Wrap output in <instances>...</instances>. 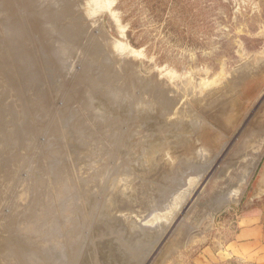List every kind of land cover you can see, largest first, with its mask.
Returning <instances> with one entry per match:
<instances>
[{
  "label": "rangeland",
  "instance_id": "374dc122",
  "mask_svg": "<svg viewBox=\"0 0 264 264\" xmlns=\"http://www.w3.org/2000/svg\"><path fill=\"white\" fill-rule=\"evenodd\" d=\"M82 1L66 0L83 56L65 70L26 2L0 0V38L20 27L29 59L0 72L16 87L0 84L3 129H19L0 147V264H49L57 246L56 264H175L214 222L226 242L236 210L264 202L247 201L264 160V0Z\"/></svg>",
  "mask_w": 264,
  "mask_h": 264
},
{
  "label": "bare ground",
  "instance_id": "6f19581e",
  "mask_svg": "<svg viewBox=\"0 0 264 264\" xmlns=\"http://www.w3.org/2000/svg\"><path fill=\"white\" fill-rule=\"evenodd\" d=\"M67 1H71V0H67ZM84 1V0H83ZM82 1V2H83ZM95 1V0H94ZM26 2V12H27V17H31V19L33 18V19H36V21H38V19H39V23L44 27H42L43 29H44V32L45 33H48V34H46L48 37H47V39H48V41H49V44H51V47H52V50H53V54L55 55V57L58 59V62L61 64V67L63 66L64 68H65V70L66 69H68V70H73V67H76L75 66V64H76V62L78 61V58H79V56L82 58V56H83V54H78L77 52H79V51H77L76 49L74 50V43L75 42H73V40L71 39V37H70V32H71V30H72V27L74 26V25H76V23L73 25V23L71 22V24L73 25V26H69L68 25V23H66V22H68L69 21V19H71L72 20V14H73V12L72 11H70V7L68 6V3H66V0H64V2H62L61 3V1L59 2H57L56 0L54 1L53 0V4H54V2H55V4L53 5L54 6V8L52 9L51 7L49 8L48 7V5H50V4H52L51 2L52 1H49L50 2V4L48 3V0H40V3L38 4V2H39V0H36L35 2V4H33V2H34V0H24V3ZM78 2V1H77ZM76 2V3H77ZM79 2H81V1H79ZM85 2H87V1H85ZM28 3V4H27ZM44 3V4H43ZM70 3V2H69ZM84 3V2H83ZM30 4V5H29ZM61 4V5H60ZM95 4V3H94ZM97 4V3H96ZM64 6L62 9H63V11L61 10V6ZM78 5V4H77ZM80 5V4H79ZM60 6V7H59ZM48 7V9H46V8ZM59 7V8H58ZM83 7V5L81 6H79V9H81V8ZM85 7V6H84ZM92 7H93V5H92ZM44 8L46 9V10H44ZM77 8H78V6H77ZM23 9V8H22ZM61 10L60 12H58V10ZM85 10V8H82L81 10ZM37 10H39V11H37ZM23 11V10H22ZM24 12V11H23ZM88 12V11H87ZM29 13V14H28ZM77 14V13H76ZM20 15V14H19ZM81 14H78V16H80ZM73 16H76V15H73ZM18 17V16H17ZM27 17H25V19L27 18ZM21 18V17H20ZM27 19H29V18H27ZM74 19H76L75 17H74ZM77 19H79V18H77ZM80 19H81V17H80ZM25 21H27V20H25ZM33 21V23H34V21L35 20H31V22ZM35 21V22H36ZM45 22V24L43 23L42 24V22ZM74 21V20H73ZM77 21V20H76ZM75 21V22H76ZM82 21H83V17H82ZM23 22V21H22ZM30 23V22H29ZM37 23V22H36ZM77 23H79V22H77ZM70 24V23H69ZM41 25H39V27L41 26ZM56 25H58L59 27H60V29H58V26L56 27ZM77 25H80V24H77ZM77 25L76 26H74V27H77ZM82 25V24H81ZM30 26V25H29ZM32 26V25H31ZM37 27H38V25H36ZM83 26V25H82ZM81 26V27H82ZM33 27V26H32ZM39 27H38V29H39ZM74 27H73V29H74ZM84 27V26H83ZM25 28V27H24ZM18 29H21L20 27L18 28L17 26L16 27H10L9 29H8V35H6L5 37H3V38H0V59H1V57H3L2 58V60H1V63H0V67H2V69H0V72H1V74H2V76H3V78H4V75L6 74V73H14V72H16L17 73V71H21V69H19V68H17L16 66H15V64H16V61H22L23 63H25V64H27L28 63V58L24 55V52H23V48H24V44H23V42L21 43L20 41H19V38H20V33H19V30ZM31 29V28H30ZM36 29V28H35ZM42 29V30H43ZM78 29V28H77ZM80 29V28H79ZM41 30V29H40ZM25 31V30H24ZM36 31H37V29H36ZM43 33V32H42ZM27 34V33H26ZM44 34V33H43ZM85 34V33H84ZM83 34V35H84ZM38 35V34H37ZM82 35V36H83ZM30 36V35H29ZM32 36H34L33 35V33H32ZM87 37V36H86ZM40 39V38H39ZM28 40V39H27ZM36 40H37V38H36ZM44 40V39H43ZM35 41V40H34ZM30 42V41H29ZM32 42V41H31ZM45 42V41H44ZM35 43V42H34ZM33 43V44H34ZM41 44H42V42H41ZM40 45V44H39ZM46 45L48 46V44L46 43ZM45 45V46H46ZM32 46V45H31ZM35 47V46H34ZM42 47H43V45H42ZM113 48H114V46H112ZM28 48V47H27ZM44 48V47H43ZM33 49V48H32ZM35 49V48H34ZM38 49V48H37ZM28 50V49H27ZM31 50V49H30ZM45 50V49H44ZM36 51H38V50H36ZM75 51H77V52H75ZM28 53V52H27ZM38 54V53H37ZM49 54V53H48ZM34 55H36V54H34ZM47 55V54H46ZM23 57H24V60H23ZM8 58L10 59V61H8ZM51 59V58H50ZM77 59V60H76ZM95 60V59H94ZM31 61V60H30ZM36 61V60H35ZM49 61H51V60H49ZM57 62V63H58ZM90 62H91V60H90ZM89 62V63H90ZM93 62V61H92ZM21 63V62H20ZM78 63V62H77ZM96 60H95V65H96ZM7 64V65H6ZM47 64V67H48V63H46ZM50 64V63H49ZM92 64V63H91ZM93 64V65H94ZM32 65V64H31ZM54 65V64H53ZM78 66H80V65H78ZM87 66V65H86ZM38 67V66H37ZM60 67V68H61ZM92 67V66H91ZM93 67H95V66H93ZM98 67V66H97ZM96 67V68H97ZM36 68V67H35ZM42 68V67H41ZM50 68V67H49ZM26 69V68H25ZM43 69V68H42ZM76 69V68H75ZM95 69V68H94ZM27 70V69H26ZM98 70V69H97ZM41 71V70H40ZM94 71V70H93ZM70 72V71H69ZM91 72V71H90ZM24 73V72H23ZM68 73V72H67ZM92 73H94V72H92ZM25 75H24V77H21L22 79H24V78H27V80L30 82V81H32L33 83L36 81V79H37V75L35 74V75H26V73H24ZM46 74V73H45ZM69 74V73H68ZM94 75V74H93ZM17 76V75H16ZM18 76H20V73H18ZM47 76V75H46ZM46 76H45V78H46ZM82 78H83V76H81ZM20 78V77H19ZM80 79V78H79ZM83 79H85V78H83ZM82 79V80H83ZM3 80H0V84H2V86H3V92H6V87H8V88H11V89H9L10 91H12L13 90V92H15L16 91V87H13V85H10V84H3ZM20 82L21 83H24L23 81H21L20 80ZM78 82V81H77ZM81 82V81H80ZM80 82H79V84H80ZM88 84V83H87ZM78 85V84H77ZM76 85V86H77ZM81 85V84H80ZM87 86V85H86ZM69 87V86H68ZM81 87V86H80ZM46 89V88H45ZM85 93H87V91L85 92ZM92 95V94H91ZM1 96V95H0ZM90 96V95H89ZM97 99V98H96ZM34 100V99H33ZM35 101H37V100H35ZM82 102V101H81ZM79 103V102H78ZM28 104V103H27ZM82 104V103H81ZM86 104V103H85ZM88 104V103H87ZM82 105H84V104H82ZM104 103H103V101H100V100H97V107L98 108H104ZM82 109V108H81ZM86 109V108H85ZM4 113H6V111H4V112H0V137H3L4 138V135H5V142L2 144V145H0V147H4V146H7L8 144H5L6 142H8L9 143V139H10V136H12L13 135V137H14V139L15 140H13L14 142H16V138H17V133H18V131H19V129L17 128V127H14V126H12V128L10 129V132H8V131H6V130H4L3 129V125H4V121H5V116H4ZM11 116L13 117V114H11ZM14 118V117H13ZM143 123H144V125H147V124H150L151 125V123H152V121L151 120H149V118L148 119H146V120H143ZM255 125H256V123H255ZM258 125V124H257ZM264 135V134H263ZM258 136L260 137V134H258ZM263 137V136H262ZM262 140H263V138H262ZM264 144V143H263ZM152 155H154V154H152ZM151 157V156H150ZM149 157V158H150ZM254 160V159H253ZM252 160V161H253ZM155 161V160H154ZM248 162V161H247ZM253 162H255V161H253ZM253 162H252V164H253ZM155 163V162H154ZM251 163V162H250ZM257 163V161L254 163V164H256ZM79 164V163H78ZM77 164V165H78ZM247 164V163H246ZM253 164V165H254ZM251 167L250 169H252V166H251V164H249L247 167ZM78 167V166H77ZM254 168H255V166H253ZM82 169V168H81ZM249 168L247 169L248 171L250 170ZM245 171H246V168H245ZM247 171V172H248ZM246 172V173H247ZM246 173H242V174H244L243 176H246L245 174ZM241 174V175H242ZM240 177H242V176H240ZM70 185H72V184H70ZM70 188H71V186H70ZM221 207V206H220ZM220 210V209H219ZM20 212V211H19ZM30 214H32L31 212H29ZM22 214V213H21ZM28 214V213H27ZM16 215V214H15ZM23 215V214H22ZM21 215V216H22ZM18 216H20V215H18ZM21 216H20V218H21ZM26 216V215H25ZM33 216V215H32ZM18 219H19V217H18ZM27 220V219H26ZM31 220H33L32 218H31ZM30 220V221H31ZM28 221V220H27ZM33 222V221H32ZM73 222V221H72ZM48 223V222H47ZM32 224V223H31ZM24 225H25V223H24ZM35 225V224H34ZM23 226V225H22ZM26 226V225H25ZM53 226H49V228H48V230H47V234H46V236H48V235H52V236H55L56 237V241H57V237H58V234H57V231H58V228H52ZM24 228V227H23ZM20 230V229H19ZM31 230H29V229H27L26 230V234L27 235H32L31 234ZM22 234H23V231L21 232ZM61 234V233H60ZM45 236V238H44V243H47V237ZM50 238V237H49ZM51 240H52V238H50ZM53 241V240H52ZM54 241H55V239H54ZM55 241V242H56ZM33 243V242H32ZM54 243V242H53ZM52 243V244H53ZM55 244H58V243H55ZM54 244V245H55ZM60 244H61V242H60ZM59 245V244H58ZM47 248V259H48V262H49V264H56L58 261H60V260H62L63 259V253L62 252H60V251H58V250H60L61 248L60 247H56L55 248V252H53L52 251V248H49V247H46ZM58 252V253H57ZM57 253V254H56ZM11 258H14V254H13V252H12V256H11ZM31 258V257H30ZM15 261V260H14ZM31 261V260H30ZM33 261H35V260H33ZM32 262V261H31ZM30 262V263H31ZM35 264V263H34Z\"/></svg>",
  "mask_w": 264,
  "mask_h": 264
},
{
  "label": "crops",
  "instance_id": "0c3cea01",
  "mask_svg": "<svg viewBox=\"0 0 264 264\" xmlns=\"http://www.w3.org/2000/svg\"><path fill=\"white\" fill-rule=\"evenodd\" d=\"M245 167H241V172ZM241 190L238 186L237 193ZM235 217L236 224L226 242H218L220 224L214 222L187 249H181L175 264H264V202L236 210Z\"/></svg>",
  "mask_w": 264,
  "mask_h": 264
},
{
  "label": "water",
  "instance_id": "95a60500",
  "mask_svg": "<svg viewBox=\"0 0 264 264\" xmlns=\"http://www.w3.org/2000/svg\"><path fill=\"white\" fill-rule=\"evenodd\" d=\"M263 164L261 165V160L258 164V167L256 169V172L258 171L259 167H261V172H259V177L257 178L256 182L249 188V196L247 197V201H251L250 203H252L255 200H258L262 197H264V193L263 192H259L260 190V184L264 181V160L262 162ZM228 206V205H227ZM218 213V212H217ZM217 215V214H216ZM216 218V216H214ZM205 227L206 225L201 229V232L205 231ZM198 233H193L189 236L188 240H187V244L186 246H189L192 239L194 238V236H196Z\"/></svg>",
  "mask_w": 264,
  "mask_h": 264
}]
</instances>
